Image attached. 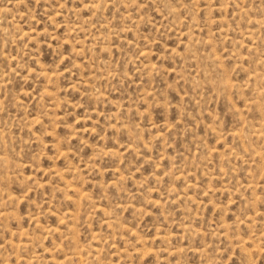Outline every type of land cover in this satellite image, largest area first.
<instances>
[{
    "label": "rangeland",
    "instance_id": "obj_1",
    "mask_svg": "<svg viewBox=\"0 0 264 264\" xmlns=\"http://www.w3.org/2000/svg\"><path fill=\"white\" fill-rule=\"evenodd\" d=\"M0 264H264V0H0Z\"/></svg>",
    "mask_w": 264,
    "mask_h": 264
}]
</instances>
